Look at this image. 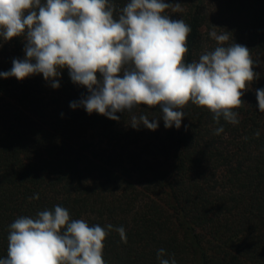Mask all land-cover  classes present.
Instances as JSON below:
<instances>
[{"label":"trees","instance_id":"1","mask_svg":"<svg viewBox=\"0 0 264 264\" xmlns=\"http://www.w3.org/2000/svg\"><path fill=\"white\" fill-rule=\"evenodd\" d=\"M179 2L184 11L168 14L192 29L186 62L215 48L214 26L264 62V0ZM24 46L23 37L0 38V72L24 59ZM254 71L259 78L235 110L240 123L221 119L220 135L211 112L191 102L180 129L160 118L155 131L133 129L128 113L114 121L72 109L89 93L66 68L57 89L42 74L0 77V258L16 218L60 205L72 219L125 228L127 243L115 230L105 239L106 264H158L160 248L177 264H264V112L255 95L264 64ZM134 111L152 119L161 109Z\"/></svg>","mask_w":264,"mask_h":264},{"label":"clouds","instance_id":"2","mask_svg":"<svg viewBox=\"0 0 264 264\" xmlns=\"http://www.w3.org/2000/svg\"><path fill=\"white\" fill-rule=\"evenodd\" d=\"M169 10L184 11L179 0H127L122 7L113 0H0V38L25 41L24 59H14L0 77L22 81L42 74L57 89L66 68L71 81L89 93L71 102L72 109L114 121L120 119L116 113H128L137 130L141 125L157 130L160 118L166 129H180L189 102L209 110L217 125L221 119L239 124L235 110L245 104L244 93L259 78L254 69L264 62L253 59L248 47L228 43L231 33H218L214 25L209 36L215 48L186 62L192 29L184 19H172ZM255 95L264 112V89ZM141 105L159 106L160 116L136 115ZM223 131L220 125L214 135ZM112 230L127 243L123 226L90 225L55 205L8 226L7 256L0 264H106L104 241ZM166 256L158 249V264H177L174 255Z\"/></svg>","mask_w":264,"mask_h":264}]
</instances>
